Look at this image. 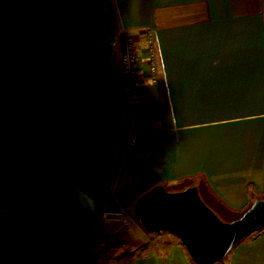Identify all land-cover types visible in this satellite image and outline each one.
<instances>
[{"label": "crops", "instance_id": "crops-1", "mask_svg": "<svg viewBox=\"0 0 264 264\" xmlns=\"http://www.w3.org/2000/svg\"><path fill=\"white\" fill-rule=\"evenodd\" d=\"M112 1L119 50L128 41L136 47L143 124L126 172L105 188L102 213L122 215L106 229L125 227L132 243L141 228L132 207L158 185H204L244 213L264 197V0ZM25 65L0 28V210L17 209L36 190L32 174L47 140L46 99ZM127 254L129 264H195L168 232ZM226 264H264V232L242 241Z\"/></svg>", "mask_w": 264, "mask_h": 264}, {"label": "water", "instance_id": "water-1", "mask_svg": "<svg viewBox=\"0 0 264 264\" xmlns=\"http://www.w3.org/2000/svg\"><path fill=\"white\" fill-rule=\"evenodd\" d=\"M0 15L47 103L40 175L15 210H0V264H65L102 214L113 143L127 118L111 0H0ZM149 233L177 236L195 264H216L264 228V198L223 221L197 186L158 185L132 207Z\"/></svg>", "mask_w": 264, "mask_h": 264}, {"label": "rangeland", "instance_id": "rangeland-1", "mask_svg": "<svg viewBox=\"0 0 264 264\" xmlns=\"http://www.w3.org/2000/svg\"><path fill=\"white\" fill-rule=\"evenodd\" d=\"M0 28L3 29V30L6 29V31H8L7 28L5 27L4 23H3L1 15H0ZM15 43H16V41H15ZM16 45H17V43H16ZM17 48L19 49L18 45H17ZM19 51H20V49H19ZM25 62H26V60H25ZM25 70H26V73L29 75L30 74V69H29V66H28L27 62H26V65H25ZM47 127H48V123H47ZM46 143H47V140L45 142V145H46ZM43 152H44V148H43L42 153ZM111 165H112V163H111ZM111 165H110V167H111ZM109 170H110V168H109ZM114 172H115V170L113 168L112 169V173L109 175V178H108V181H107V184H106L105 188H108L109 186L112 185V180L114 179ZM32 175L34 176V182H35L36 190L41 188V187H44L48 183V181H50L52 179V177H46V178L42 179V177L40 175V169L39 170H35ZM201 187L203 188L204 191L206 190L204 185H202ZM175 188L176 189H180V188H182V186H171L170 187V189H173V190ZM206 192L208 193V191H206ZM208 195L211 197V200H210L211 203L213 204V206H215V208H217L219 210V212H220V214H221V216H222V218L224 220L231 221L232 220L231 218L237 217L238 214L237 215L229 214L228 212H226L223 208H221L218 205V202L212 197V195H210L209 193H208ZM242 214L243 213H240V215H242ZM100 218H101V216L98 219H96L94 222L90 223L85 228V230L82 232V234H81V236L79 238V246H80V248L83 249V250H87V252L89 254H92L91 256H89L90 258H87L84 253L83 254L80 253L76 258H74L70 262H67L66 264H129L128 261L126 262V261L122 260V257L128 256V254L127 255H123L124 253L130 252L132 249H135V248H137L138 246H140L142 244L147 246V245L150 244L151 241H153V240H155L157 238V234L156 233L147 232L138 223V221L134 218V220L140 225L141 228H139L140 230L138 228H136V230L132 229L133 240H132V243L129 241V245L132 246V249H130V248L127 249V247H125L120 252H118L116 255L111 256L108 253L109 251L106 250L107 247L109 248V247H111V245L113 246L112 243L123 242V240L125 238H127V237L125 235H123V236L122 235H117V236H114V237L112 236V238L110 237L109 239H107V236H104V235L100 236V235H102L100 232H102V233L112 232L111 230L106 229L102 225V223L100 222L101 221ZM263 232H264V228L254 232L250 236L256 235L258 233H263ZM128 236H131V234L129 233ZM250 236H248V237H250ZM248 237L245 238L243 241L248 239ZM103 244H106V247H105L106 249L99 251V247L101 248V246ZM239 244H237L235 247H237ZM232 251L225 257L224 260H222V261H220V262H218L216 264H226L227 260L230 257V254L232 253ZM116 256L120 257L118 261L115 260L113 262H109V260L115 258Z\"/></svg>", "mask_w": 264, "mask_h": 264}, {"label": "built area", "instance_id": "built-area-1", "mask_svg": "<svg viewBox=\"0 0 264 264\" xmlns=\"http://www.w3.org/2000/svg\"><path fill=\"white\" fill-rule=\"evenodd\" d=\"M137 51L135 44L128 41L123 50H119V69L122 77V86L126 97L127 118L122 135L113 143L114 159L117 160L116 173L114 174L116 185L126 172L128 157L136 144L138 131L143 124L142 100L138 86V74L136 70ZM155 63L151 64V74L156 73ZM112 161V163H113ZM101 223L106 228L108 224L122 221L121 214L102 213Z\"/></svg>", "mask_w": 264, "mask_h": 264}, {"label": "trees", "instance_id": "trees-1", "mask_svg": "<svg viewBox=\"0 0 264 264\" xmlns=\"http://www.w3.org/2000/svg\"><path fill=\"white\" fill-rule=\"evenodd\" d=\"M111 4L113 5V9H114V11H115V15H116V19H117V26H118V34H119V24H118V18H117V12H116V9H115V7H114V4H113V1L111 0ZM118 41H119V39H118ZM110 175V174H109ZM41 177H42V179L43 178H46V177H48V175H43V174H41ZM190 186H197L198 187V185H196V184H194V185H190V184H188V185H185V186H182V188H180V189H174L173 190V192H176V191H181V190H184V189H186V188H188V187H190ZM205 188H206V190L204 191L203 190V188L200 186V187H198V189H199V191H200V195H201V197H202V199H203V201L217 214V216L221 219V220H223V221H226V220H224L223 218H222V216H221V214H220V212H219V210L217 209V208H215V206H213V204L211 203V197L208 195V193L211 195V193H210V191L208 190V188L205 186ZM206 191H208V193L206 192ZM213 197V196H212ZM214 198V197H213ZM218 202V201H217ZM218 205L221 207V208H223L226 212H228L229 214H231V215H237V214H235V213H233L232 211H230L229 209H227L225 206H223L221 203H219L218 202ZM241 215H237V217H235V218H231L232 220L231 221H233V220H235V219H237V218H239ZM102 235H100V236H107V239H109L110 237L112 238V236L114 237V236H117V235H125L127 238H125L124 240H123V242H117V243H112L113 244V246L111 245V247H107V249L105 248L106 247V244H103L102 246H101V248L99 247V251H101V250H108L109 252V254L111 255V256H113V255H116L118 252H120L123 248H125V247H127L128 246V244H129V241H130V236H128V231H127V229L125 228V227H123V228H121V229H119L118 231H112V232H106V233H102V232H100ZM80 247V246H79ZM80 253H84L85 254V256L87 257V258H90L89 256H91L92 254H89L88 252H87V250H83V249H81L80 248V251H79V253L75 256V257H73L72 259H70L69 261H67V262H70V261H72L74 258H76ZM88 253V254H87ZM66 262V263H67ZM65 263V264H66Z\"/></svg>", "mask_w": 264, "mask_h": 264}, {"label": "flooded vegetation", "instance_id": "flooded-vegetation-1", "mask_svg": "<svg viewBox=\"0 0 264 264\" xmlns=\"http://www.w3.org/2000/svg\"><path fill=\"white\" fill-rule=\"evenodd\" d=\"M49 177H51V175Z\"/></svg>", "mask_w": 264, "mask_h": 264}]
</instances>
